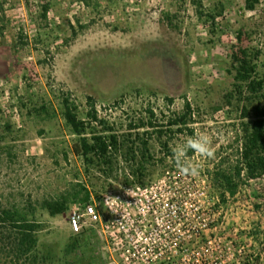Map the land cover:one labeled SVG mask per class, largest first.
<instances>
[{"label": "rangeland", "instance_id": "obj_1", "mask_svg": "<svg viewBox=\"0 0 264 264\" xmlns=\"http://www.w3.org/2000/svg\"><path fill=\"white\" fill-rule=\"evenodd\" d=\"M0 1L6 16L0 18V205L39 223L38 250L50 252L49 264H105L95 241L70 231L69 208L86 193L98 197L132 182L141 159L138 153L131 161L125 144L105 172L87 166L72 149L77 137L63 116L65 97L82 118L92 98L98 117L121 139L130 131L149 133L152 158L143 164V185L178 168L173 149L197 131L213 136L215 153L204 158L187 151L200 173L189 183L236 165L241 119L237 102L225 100L233 83L231 53L243 32L242 45L261 51L264 73V0L254 10L245 0ZM187 102L193 134L175 126L162 127L172 131L160 136L147 125L129 127L146 123L149 109L167 125ZM210 193L217 195L211 186ZM57 203L66 210L51 214L49 204ZM221 205L228 232L238 227L248 264H264V176L242 177Z\"/></svg>", "mask_w": 264, "mask_h": 264}, {"label": "built area", "instance_id": "obj_2", "mask_svg": "<svg viewBox=\"0 0 264 264\" xmlns=\"http://www.w3.org/2000/svg\"><path fill=\"white\" fill-rule=\"evenodd\" d=\"M190 181L191 174L174 168L148 185L91 195L70 206L68 227L95 241L105 264H248L238 227L228 232L207 175ZM106 196L115 198V211Z\"/></svg>", "mask_w": 264, "mask_h": 264}, {"label": "trees", "instance_id": "obj_3", "mask_svg": "<svg viewBox=\"0 0 264 264\" xmlns=\"http://www.w3.org/2000/svg\"><path fill=\"white\" fill-rule=\"evenodd\" d=\"M260 0H245L248 10H254ZM0 18L6 22L5 10L0 1ZM243 32L237 34L239 45L231 53V66L234 70L231 90L225 95L228 104L235 100L238 105L241 119L239 128L240 147L236 165L232 169H222L211 172L207 175L211 187L221 201H224L226 193L234 196L242 177L246 179H256L264 176V73L258 70V59L261 51L257 48L242 45ZM88 111L86 117L82 118L77 112V107L68 97L63 99V116L66 124L70 127L77 140L73 144V152L81 157L87 166L98 165L109 167L115 154L123 145L127 148L126 155L134 161L136 155L140 153V161L133 171L136 179L128 184L143 185L141 179L144 176L143 164L151 157L149 154V133L147 131H130L122 139L118 133L98 117L92 98H88ZM149 118L146 123L142 120L133 122L129 127L133 130L150 126L157 135H163L167 131L162 127H176L177 132H184L188 124L194 122L192 109L187 102L182 113L173 114L165 122L167 125L158 124L154 119L152 109L148 110ZM164 122V121H163ZM101 129H98V126ZM189 134H193L192 129ZM129 139V137H133ZM193 150L188 151L192 154ZM105 172V168H104ZM85 190V189H84ZM86 192V191H85ZM89 200L88 193L82 201ZM56 205V204H55ZM57 206V207H56ZM55 209L51 208V214H56L66 210L64 203H57ZM40 225L34 219H29L25 212L16 208H4L0 205V264H49L53 261L50 252L38 250L37 232ZM80 236V235H78ZM77 245L74 240L68 245V252L72 253Z\"/></svg>", "mask_w": 264, "mask_h": 264}, {"label": "clouds", "instance_id": "obj_4", "mask_svg": "<svg viewBox=\"0 0 264 264\" xmlns=\"http://www.w3.org/2000/svg\"><path fill=\"white\" fill-rule=\"evenodd\" d=\"M189 149L194 150L204 158H212L215 153L213 145V136L207 132L197 131L194 136L189 137L184 143L177 144L173 149L178 168L185 174L196 175L198 168L186 159V153ZM105 205L115 211V198L106 196Z\"/></svg>", "mask_w": 264, "mask_h": 264}]
</instances>
